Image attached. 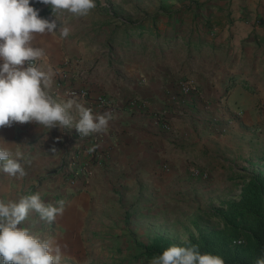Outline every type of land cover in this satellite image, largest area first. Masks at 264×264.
I'll use <instances>...</instances> for the list:
<instances>
[{
    "label": "crops",
    "instance_id": "crops-1",
    "mask_svg": "<svg viewBox=\"0 0 264 264\" xmlns=\"http://www.w3.org/2000/svg\"><path fill=\"white\" fill-rule=\"evenodd\" d=\"M32 6L42 18L53 20L48 5ZM263 6L264 0L233 4L230 13L236 21L221 34L227 48L223 62L205 70H188L183 61L170 67L147 64L132 56L115 65L114 58L112 62L110 57L101 58L109 48L100 42L93 45L100 49L95 50L100 61L86 65V40L79 33L62 38L57 28L54 34L36 37L34 46L43 48L47 57L40 63L54 73L50 94L60 100L70 98L66 93L86 92L76 95L85 107L94 114L112 112L115 116L106 132L81 139L75 129H47L35 122L0 128L3 146L13 153L19 147L27 172L22 180L0 172V199L39 193L46 204L65 202L63 214L53 223L33 212L22 225L42 238H53L62 248V264H147L140 257L142 244H151L157 236L176 243L189 240L183 238L186 231L178 235L172 228L180 214L195 206L196 194L205 192L197 191V184L207 182L221 209V200H237L246 178L260 173L251 160H227L223 153L227 145L216 143L218 135L191 131L183 112L197 116L198 110L214 108L232 119L260 113L258 104L264 103ZM66 18L61 15L57 23ZM191 36L187 34L186 39ZM191 40L194 45L195 39ZM87 67H93L90 73ZM187 72L190 76L184 82L176 81ZM189 80L195 82L196 91L184 94L181 85ZM228 83L233 87L226 93ZM247 87L254 92L250 104L243 89ZM101 96L114 107L98 104ZM164 111L170 131L156 122L158 113ZM201 151L209 159L199 160L197 152ZM74 162L83 168L80 176L71 172ZM193 169L207 172L208 178L194 177Z\"/></svg>",
    "mask_w": 264,
    "mask_h": 264
},
{
    "label": "clouds",
    "instance_id": "clouds-1",
    "mask_svg": "<svg viewBox=\"0 0 264 264\" xmlns=\"http://www.w3.org/2000/svg\"><path fill=\"white\" fill-rule=\"evenodd\" d=\"M37 2L48 5L56 19L42 18L32 0H0V128L35 122L47 129H75L80 137L106 132L115 119L112 112L94 114L74 93H66L70 98L60 100L50 94L54 73L40 63L47 60L45 50L33 44L38 35L57 31L61 15L87 17L96 8V0ZM58 30L62 38L72 31L66 24ZM4 143L0 139V172L22 180L27 175L21 162L23 153L19 147L13 153ZM58 204H46L39 193L22 195L18 200L0 199V264H62V248L53 238H42L31 227L22 226L33 212L53 223L64 212L65 202ZM150 264H225V260L220 255L201 254L198 245L173 244ZM254 264H264V255Z\"/></svg>",
    "mask_w": 264,
    "mask_h": 264
},
{
    "label": "rangeland",
    "instance_id": "rangeland-1",
    "mask_svg": "<svg viewBox=\"0 0 264 264\" xmlns=\"http://www.w3.org/2000/svg\"><path fill=\"white\" fill-rule=\"evenodd\" d=\"M237 1L248 0H96V8L87 17L76 18L65 13L67 18L57 23V28L59 25L66 24L71 28V33L77 32L86 40L87 48L84 51L86 65L100 61L98 57L100 53H96L100 49L98 51L97 46H93L100 42V46H104V49L109 48L108 51L103 52V57H100L105 60L110 57L109 62H112L114 58L115 65L128 61L132 56L140 57L139 59L146 61L147 64L158 63L163 64L164 67H170L183 61L182 66H186L188 70L191 68L205 70L223 62L227 48L221 42L223 39L221 34L227 26L232 27L236 21L231 17L230 10ZM32 5L38 8L44 4L32 0ZM48 9L49 16L54 19L49 6ZM169 15L171 17H168ZM153 20L156 21L153 22ZM137 25H143L147 32L142 37L127 31ZM175 32L182 36H175ZM187 34H191V39H195L194 45L186 44ZM191 39L188 40L191 42ZM200 41L205 47L197 45ZM210 42L214 44L207 45ZM109 45L114 46V49ZM140 48L142 49L138 52ZM231 51L232 48L229 47L228 52ZM103 62L102 60L101 63ZM88 70L87 67L85 71L90 73L91 70ZM189 76L190 73H184L180 80L176 81L184 82ZM232 87L233 85L228 83L226 93ZM243 89L250 104L254 92L248 91L249 87ZM206 105L208 104H205V107ZM258 106L260 113L243 119L219 115L214 108L198 110L200 114L197 116L203 115V118L191 114L187 116L186 112H183V115H186V124L191 131L195 133L202 131L210 135L215 132L218 135L216 143L223 142L227 145L226 151L223 152L227 160L231 162L241 159L244 162L251 160L254 162V167L258 168L257 171L264 172V103L260 102ZM230 113H232L231 109ZM241 152L243 153L240 154ZM197 154L199 160L209 159L204 151ZM196 188L197 191L205 192L199 194L200 197L196 194L195 206L186 210L185 214H180L178 216L180 220L172 228L175 234L181 230L186 231L184 240L196 237L201 232L221 230L223 227L217 218L212 217V214L221 210L216 197H213L214 191L208 190L207 182L197 184ZM184 201L187 200L184 199ZM223 202L225 201L221 200L220 204ZM142 245L139 247L141 250L146 246Z\"/></svg>",
    "mask_w": 264,
    "mask_h": 264
},
{
    "label": "trees",
    "instance_id": "trees-1",
    "mask_svg": "<svg viewBox=\"0 0 264 264\" xmlns=\"http://www.w3.org/2000/svg\"><path fill=\"white\" fill-rule=\"evenodd\" d=\"M209 18L208 16V21ZM127 31L139 37L147 33L143 25L134 26L132 30ZM178 35L182 36L175 32V36ZM186 44H191L190 40H187ZM245 181L240 197L233 202H223L220 212L212 214L213 218L222 223L221 230L200 233L183 243L157 236L151 244L142 249L140 257L150 264L154 256L162 254L173 244H193L199 246L201 254L220 255L225 264H254L257 257L264 255V172L248 176ZM241 238L245 240V244L235 246L234 243Z\"/></svg>",
    "mask_w": 264,
    "mask_h": 264
},
{
    "label": "built area",
    "instance_id": "built-area-1",
    "mask_svg": "<svg viewBox=\"0 0 264 264\" xmlns=\"http://www.w3.org/2000/svg\"><path fill=\"white\" fill-rule=\"evenodd\" d=\"M196 91V87H195V82L193 80H189L185 83H183L181 85V92H183L184 94H190L192 92H195ZM75 95H80V96H85L86 95V92H78V93H74ZM98 104H101V105H104V106H110V107H114V104L112 102H109L105 97H99L98 98ZM156 122L158 124H162V127L163 129L167 130V131H170L172 126L170 124V121H169V118L168 116L166 115V112H162V113H158V115L156 116ZM77 138L78 139H81L83 137H80L79 134L77 135ZM78 162H74L73 165H72V173L73 175L76 177V176H80L82 174L83 171V168L80 169L77 164ZM192 174L194 177L196 178H201V179H206L208 178V173L201 170V169H193L192 170ZM76 178H74L75 180ZM245 244V240L244 239H239L237 242L234 243L235 246H242Z\"/></svg>",
    "mask_w": 264,
    "mask_h": 264
}]
</instances>
